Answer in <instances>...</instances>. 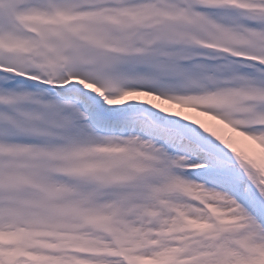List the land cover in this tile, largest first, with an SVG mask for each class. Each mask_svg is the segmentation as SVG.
<instances>
[{
	"label": "snow or ice",
	"instance_id": "1",
	"mask_svg": "<svg viewBox=\"0 0 264 264\" xmlns=\"http://www.w3.org/2000/svg\"><path fill=\"white\" fill-rule=\"evenodd\" d=\"M0 264H264V0H0Z\"/></svg>",
	"mask_w": 264,
	"mask_h": 264
},
{
	"label": "trees",
	"instance_id": "2",
	"mask_svg": "<svg viewBox=\"0 0 264 264\" xmlns=\"http://www.w3.org/2000/svg\"><path fill=\"white\" fill-rule=\"evenodd\" d=\"M188 114L191 115H198V113H192L189 111H185ZM201 119H209V118H205V117H201ZM210 122L214 125H216L218 128L223 130V133L227 136H234L235 134L231 131V129L226 126L225 124L220 123L219 121H211ZM237 140V148L242 150V151H246L249 154H261L262 150L260 149L259 145L255 144L254 142L251 141H244L243 138L241 137H236Z\"/></svg>",
	"mask_w": 264,
	"mask_h": 264
},
{
	"label": "rangeland",
	"instance_id": "3",
	"mask_svg": "<svg viewBox=\"0 0 264 264\" xmlns=\"http://www.w3.org/2000/svg\"><path fill=\"white\" fill-rule=\"evenodd\" d=\"M184 111H189V112H191V110H188V109H185Z\"/></svg>",
	"mask_w": 264,
	"mask_h": 264
}]
</instances>
